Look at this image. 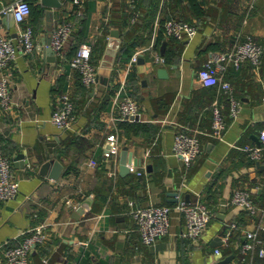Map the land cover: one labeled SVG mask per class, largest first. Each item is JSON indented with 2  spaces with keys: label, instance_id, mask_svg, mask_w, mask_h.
Returning a JSON list of instances; mask_svg holds the SVG:
<instances>
[{
  "label": "crops",
  "instance_id": "crops-1",
  "mask_svg": "<svg viewBox=\"0 0 264 264\" xmlns=\"http://www.w3.org/2000/svg\"><path fill=\"white\" fill-rule=\"evenodd\" d=\"M12 1L0 0V9ZM36 1L43 11L34 33L35 47L30 53H18L10 62L14 109L7 113L0 106V144L18 180L17 193L0 200V245L9 240L17 243L25 229L43 223L47 238L29 253L30 264H212L229 254L228 264H264V255L259 253L260 247L264 248V167L256 164L264 166V147L258 159L242 148L262 145L264 0H196L205 10L199 20L191 15L196 21V32L184 39L177 62L170 64L154 59L156 53L163 54L161 45L159 52L149 50L152 59L143 56L142 63L130 59L126 63L115 62L127 0H60L59 7ZM148 2L141 0V10H146ZM187 3L168 0V7L177 12L178 6L188 9ZM72 11L85 19L83 25L78 21L80 17L75 18L78 33L75 38L79 43L87 42L92 48L97 38L104 41L95 65L98 77L106 75L108 67L99 72L101 64H110L107 82L98 79L89 94L81 89L78 71L66 57L72 35L60 52L53 49L54 53L45 52L54 27ZM27 20L28 16L21 24L25 25ZM156 24L157 21L148 43L135 50L152 46ZM17 25L11 14L0 12V30L7 37L16 40ZM112 29L119 33L114 55L106 51ZM248 37L263 47L258 70L247 61L231 69L234 65L228 59L218 67L214 54L229 52L236 41ZM209 42H217L222 48L211 50L206 46ZM207 63L231 81L238 100L236 115L231 114V106L224 108L228 123L221 139L210 134L208 106L212 88L202 85L198 77L199 69ZM132 67L138 73V82L131 86V93L127 81ZM158 67H164L166 74L159 76ZM62 78L65 84L62 93L81 104L71 131L51 121L54 105L62 94L54 93L53 88L57 91L56 84H61ZM111 81L115 84L114 92L103 104ZM120 83L125 85L122 92L131 93L138 104L137 120L156 124L153 133L126 140L118 130L119 111L112 98ZM101 104L105 106L100 107ZM177 129L201 135L202 149L188 165L172 151ZM111 140L117 141L119 150L104 157ZM124 145L132 152L131 161L137 159L141 174L120 173L119 158ZM19 152L24 153L23 164L15 159ZM50 158L58 159L63 166L56 178L49 175L51 165L45 173L40 171ZM238 188L247 190L259 204L258 214L252 215L233 204L220 205ZM177 196L188 201H215L214 216L202 235L197 241L188 238L184 234L183 214L172 208L168 232L151 244L144 243L131 208L175 203ZM79 207L82 210L77 212ZM232 222L237 223L234 227L242 233L261 224L258 241L249 248L238 246L237 237L228 238ZM217 236L221 243L213 245ZM216 247L219 254L214 252ZM0 264H3L1 251Z\"/></svg>",
  "mask_w": 264,
  "mask_h": 264
},
{
  "label": "built area",
  "instance_id": "built-area-1",
  "mask_svg": "<svg viewBox=\"0 0 264 264\" xmlns=\"http://www.w3.org/2000/svg\"><path fill=\"white\" fill-rule=\"evenodd\" d=\"M78 2V0H74ZM133 5L134 0H127ZM1 13L11 14L17 25V38L13 40L7 37L0 30V106L3 111L11 113L14 109V100L10 93V83L12 70L10 62L18 53H30L35 47L33 29L30 25H22L21 22L28 16L30 5L27 0H14L8 5L2 6ZM79 12V11H78ZM81 12V11H80ZM79 12V13H80ZM71 23L63 22L54 27L50 46L55 52H60L67 39L71 35ZM166 32L178 38H190L196 32V27L187 22H180L175 19L166 21ZM150 46L139 48L134 51L130 57V61H137L138 56ZM91 45L82 42L77 47L74 55L70 59V66L77 69L81 74V79L85 85L94 89L98 82L97 68L91 62ZM263 53L262 45L251 37L242 41H236L229 52H216L214 54L218 67L223 60L228 59L234 67H239L244 62H249L252 67L258 70ZM154 59L163 62V57L159 54L154 55ZM200 83L204 86L215 85L218 90L227 93L231 106V114L236 115L238 111V100L233 95V86L231 82L224 78L219 72H216L212 66L207 63L198 71ZM124 83H120L118 89L112 98V104L119 111L120 119L135 120L134 116L139 115V107L135 99L126 92ZM73 103L68 94L62 93L57 98L51 113V121L62 129H73L75 115L72 113ZM226 128V122L220 110L217 99L212 102L211 132L215 138H222L223 131ZM262 145H244L242 148L253 158L258 159L261 150L264 147V130L260 133ZM119 144L115 140L109 141L108 146L104 150V157L117 153ZM201 145L198 137L193 133L185 130L177 129L174 134V142L172 151L178 155L185 164H189L200 152ZM29 167L32 164L27 162ZM129 171L141 174V170L131 161L128 163ZM18 190V180L12 170V162L8 156L0 150V200H6L13 197ZM132 203V202H130ZM233 204L240 209L249 211L252 215L259 213V206L253 201L250 193L242 188L235 189L231 196L225 201H221L220 205ZM175 208L183 214L185 229L184 234L197 241L212 216L211 210L202 201H188L177 196L175 204L171 207L167 204H150L144 206H134L130 212L135 220L136 228L140 234L141 240L146 244L153 243L158 237L168 232L170 226V212ZM234 222L230 223V227H234ZM246 232V240L243 241L242 247L249 248L258 241L257 230ZM47 238L44 231V224L39 223L24 230L22 238L16 244H9L5 241L0 245V251L3 257V264H30L29 253L38 244L43 243ZM227 239V235L223 237ZM215 253H220L218 247L214 248ZM260 255H264V248L260 247ZM261 264V263H255Z\"/></svg>",
  "mask_w": 264,
  "mask_h": 264
},
{
  "label": "trees",
  "instance_id": "trees-1",
  "mask_svg": "<svg viewBox=\"0 0 264 264\" xmlns=\"http://www.w3.org/2000/svg\"><path fill=\"white\" fill-rule=\"evenodd\" d=\"M30 5V12L28 14V20L26 24L30 25L33 29V37L36 30V27L38 26V22L40 21V18L42 16V6L36 1V0H27ZM146 1V0H145ZM149 1L146 5V10H141L140 3L141 0H134L133 5H130V3L127 2L126 12L124 14L125 19H123V33L121 42L119 45V48L115 55V62L116 63H126L130 59L131 55L133 54L134 50L138 47H140L142 44H147L151 37V32L154 28L155 21H157L156 26V33L153 37V44L150 48L143 51V56L145 58H151L149 50H154V52H159V46L162 44V42L165 40V49L163 54L161 55L163 57V62L166 64L175 63L177 62L178 56L180 55V52L182 50L183 41L185 38H178L172 34H168L166 32V21L169 19H175L180 22H188L192 25H196V21L191 18L192 14L195 16H198V20L201 19V14H203L204 10L200 5L199 1L196 0H186L188 2V9L184 6H178V11H173L172 8L168 7V0H147ZM177 4L181 3L183 0H175ZM203 2V0H201ZM200 1V3H201ZM161 2V3H160ZM81 15H78L75 11H72L71 13L67 14V17L64 18L61 23L63 22H70L71 23V35L73 36L72 40L70 41V44L68 46V54L66 55L67 58L71 59V57L74 55L77 47L79 46V40H77L75 37L77 36V24H75L76 17H80L78 19L80 24L85 25V19L84 17H81ZM133 17V18H132ZM197 20V19H196ZM197 26V25H196ZM108 27V26H107ZM107 29V28H106ZM105 29V30H106ZM76 30V31H75ZM141 30V33H140ZM84 31V27L80 29L79 33L82 34ZM105 32H108L106 30ZM261 44V43H260ZM93 53H91V62L95 66L97 65V58L102 53V49L104 46V41L100 38H97L96 44H92ZM207 48L213 50V49H221L222 47L217 44V42H209L207 43ZM61 60V59H60ZM59 60V61H60ZM156 64L155 62H153ZM236 68L231 65V69ZM238 68V67H237ZM78 71V70H77ZM79 76V85L83 92H86L89 94L91 91V87H88L85 85L81 79V74L78 71ZM226 78V77H224ZM227 79V78H226ZM229 80V79H228ZM230 81V80H229ZM61 84H56L57 91L55 88H53L54 93H62L64 90V80L61 79ZM138 82V73L136 72L135 68L132 67L130 70V73L128 75V81L127 84L129 85V92H131V86ZM231 82V81H230ZM208 88H212V94L210 98L209 103V109L211 111V117H212V102L214 99H217L218 104L220 105V110L223 115L224 121L226 122V125L228 123V118L226 117L224 108L226 106H230V101L227 93L220 91L217 89L215 85L212 86H205ZM115 84L111 81V83L107 86V89L104 93V103L109 100L110 96L114 92ZM132 93V92H131ZM130 93V94H131ZM73 103V109L72 113L75 116H78V110H80L79 105L81 107L80 102L73 100L70 98ZM101 104L100 107H104L105 105ZM230 110V109H229ZM76 118V117H75ZM211 124V122H210ZM118 130L121 132V134L125 137L126 140H130L135 135H149L153 133L157 126L156 124L149 122V121H143V120H128V119H118L116 124ZM69 129H67L68 131ZM182 130V129H180ZM71 131V130H69ZM72 133H70L71 135ZM200 145H201V135H197ZM212 137V135H211ZM202 149V145H201ZM0 150L3 154H7L5 148L0 144ZM8 156V155H6ZM71 166V165H70ZM70 166L68 168H70ZM262 206L264 204V195L262 197ZM104 199V198H103ZM257 205H259L255 200H253ZM205 202V201H204ZM212 203V204H211ZM175 203H167L169 206H173ZM207 207L211 210L212 216H214V211L216 209V203L213 202H205ZM244 210V209H243ZM246 212H249L247 210H244ZM250 213V212H249ZM237 224V223H236ZM263 233V232H261ZM140 235V234H139ZM238 241V246H242V243L244 240H246V233L240 232V230L235 229V227L231 228L229 230L228 238H236ZM9 244H16L10 243Z\"/></svg>",
  "mask_w": 264,
  "mask_h": 264
},
{
  "label": "water",
  "instance_id": "water-1",
  "mask_svg": "<svg viewBox=\"0 0 264 264\" xmlns=\"http://www.w3.org/2000/svg\"><path fill=\"white\" fill-rule=\"evenodd\" d=\"M40 2L43 5L49 6V7H59L61 5V1L60 0H40ZM119 33L117 29H112L111 30V38L108 41V46L106 51L111 53L112 55L115 54L116 49L119 45ZM165 40L162 42L161 46H160V50L163 53V49L165 46ZM53 52L52 51V47L50 46V40L47 42V45L45 47V52ZM137 62H144V57L143 54L141 53L138 58H137ZM106 65L108 66L106 68V75H108L110 73V64H106V63H102L100 68H99V72H104V67H106ZM157 74L159 76L165 75L166 74V69L164 67H158L157 68ZM106 75H102L100 77H98V79L103 82L106 83L107 82V76ZM134 119L137 120L139 119V115H135ZM24 157V153L23 152H19L18 154H16L15 159L18 161L19 159V163L23 164L24 160H21V158ZM132 159V152L128 150V147L126 145L123 146V148L120 151V158H119V171L121 174H126L129 172V167H128V163L131 162ZM133 162L135 164H137V159H133ZM258 166H260L261 168L264 167L263 165H260L258 162L256 163ZM52 166L51 171L49 172V175L53 178H56L62 171V163L58 160V159H48L45 163L42 164L40 171L45 173L47 171V168L49 166ZM81 207H79L76 211L79 212L81 211ZM221 243V239L219 236H217L215 238V241L213 242V245H217ZM231 260V255H226L218 260H216L214 263L212 264H228Z\"/></svg>",
  "mask_w": 264,
  "mask_h": 264
}]
</instances>
